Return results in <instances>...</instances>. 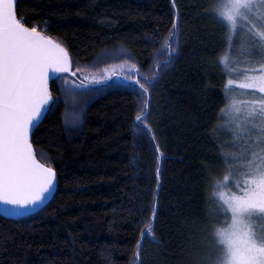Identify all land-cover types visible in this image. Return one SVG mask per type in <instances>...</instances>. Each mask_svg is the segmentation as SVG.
<instances>
[{
	"label": "trees",
	"instance_id": "1",
	"mask_svg": "<svg viewBox=\"0 0 264 264\" xmlns=\"http://www.w3.org/2000/svg\"><path fill=\"white\" fill-rule=\"evenodd\" d=\"M209 3L18 0L29 26L68 49L73 69L122 49L135 61L141 83L153 72L158 76L145 98L126 80L91 92L72 126L64 123L63 79L50 80L57 102L31 141L37 159L55 168L56 189L42 211L0 215V264H206L212 258L208 221L222 225L226 217L210 215L208 172L219 179L226 171L217 156L230 155L235 138L232 128H217L229 107L237 113L224 90L232 75L257 67L264 55L240 65L231 51L233 71H225L226 31L205 14ZM259 11L240 31L253 44L257 30L264 31ZM174 17L179 27L171 55L165 41ZM237 38L238 32L234 47ZM160 50L163 58L153 63ZM142 99L150 100L143 123L152 136L133 123ZM152 221V232L142 234Z\"/></svg>",
	"mask_w": 264,
	"mask_h": 264
},
{
	"label": "snow or ice",
	"instance_id": "2",
	"mask_svg": "<svg viewBox=\"0 0 264 264\" xmlns=\"http://www.w3.org/2000/svg\"><path fill=\"white\" fill-rule=\"evenodd\" d=\"M17 5L18 0H0V202L4 213L11 216H21L37 208L42 211L41 206L56 189L55 168L47 160L41 162L37 159L31 141L34 128L43 122V117L53 110V104L57 102L50 95V79L53 83L63 79L65 84L60 87L65 93L97 92L113 84V80L106 79L111 73L105 70V74L99 76H86L79 84L73 80L69 87L67 74L76 73L68 49L38 30L37 26H29ZM255 6L253 0H210L206 9L205 14L218 28L226 31L224 39L228 49L220 60L227 72L233 71L228 64L229 54L235 50L234 36L248 27L249 14ZM258 6L264 7V0H260ZM261 26L264 27V17H261ZM178 27V17H174L165 41L171 55H175L171 45L177 43ZM256 35L259 39L254 40V44L259 45L261 55H264V31L257 30ZM251 51H256V48L252 47ZM136 67L131 64L126 77L116 74L115 83L126 80L145 98L149 88L155 84L158 72H153V79H145L141 83L139 73L133 74ZM257 68L256 74L247 77L249 82L245 87L258 90L253 95H258L259 99L236 109L237 112L243 111L242 117L231 115V107L227 111L222 110L224 124L217 128L221 131L234 120H242L245 127L234 129L230 134L235 137L240 131L258 133L255 140L249 136L244 143L254 144L259 152L245 147L239 154L217 156V160L226 167L224 175L217 179L208 172V183L213 189L211 202L215 205L210 215L214 219L221 215L226 217L222 225L214 223L213 219H209L207 224L210 238L219 252L212 264H264V231L257 233L249 228L253 215L264 217V63L257 64ZM59 73L65 75L58 76ZM228 83L234 81L229 80ZM231 92L226 87L225 97ZM236 103L232 101L233 105ZM149 104L150 100L142 99L141 110L133 123L152 136L150 127L143 123L150 115ZM79 119V111H74L70 117L65 115L66 124L78 123ZM229 213L230 219H227ZM153 228L154 221L142 230V234H150ZM142 243V240L137 241L138 246Z\"/></svg>",
	"mask_w": 264,
	"mask_h": 264
},
{
	"label": "rangeland",
	"instance_id": "3",
	"mask_svg": "<svg viewBox=\"0 0 264 264\" xmlns=\"http://www.w3.org/2000/svg\"><path fill=\"white\" fill-rule=\"evenodd\" d=\"M254 5H257L253 8L252 12L249 14V20L254 19L255 15H259L261 12L260 9H264V7L258 6L260 4V0H253ZM253 15V16H251ZM253 25V23H252ZM240 26H238L239 28ZM250 28V27H249ZM252 29V28H251ZM239 40L238 45L234 47L235 50H233L234 53V61L238 64H246L249 65L251 63H255L256 59L261 58V49L259 47H256L253 42H250V40L245 37L240 31L238 32V38ZM252 47L256 48V51H251ZM165 50V49H164ZM160 50L158 54L154 55L152 58L153 63L158 59L163 58V51ZM232 53V54H233ZM251 55V56H250ZM264 63V62H263ZM131 64H135V61L122 49L110 53H102L94 62V64L91 67H83L82 69H79V71H76L77 69H73L75 71V75H72L70 73L69 77L67 78V85L71 87V82L73 80L77 81V84H79L80 81L84 80V78L90 77V76H99L101 74H105V70H107L108 73H111V75H107L106 79H111L115 81L116 74H120V76L126 77L129 72V66ZM259 71L257 67L253 69H246L244 73L242 74H234L230 77L229 80L234 81V83L229 84L227 82V88H230L232 90L231 94L229 95V101H237L236 104H231V106L236 107L233 108V113L236 111V109L240 108L242 109L247 102L253 100V99H259L258 95H253L254 92H257L258 90L251 89L245 87V85L249 82L247 77L256 74ZM139 73L138 68L136 67L135 70H133V74ZM228 80V81H229ZM91 83V81H89ZM63 85L65 84V81L63 80ZM92 96L91 92L87 93H80V92H74V93H65L64 95V102L66 103V109L64 114V123H65V115L68 114L70 117L71 114L74 111H79L80 117L84 111V108L87 104L88 98ZM235 117H242L244 115L242 112H237L232 114ZM66 126H72L74 124H66ZM230 128L234 129H243L245 127L244 123L240 119L234 120V122L228 126ZM258 133L256 132H245L240 131L232 140L231 147L232 153H241L245 147L251 149V151L259 152V149L253 145L251 147V143L245 145L244 141L248 139L249 136L252 137L253 140L256 139ZM235 145V146H233ZM263 147V146H262ZM230 154V155H231ZM250 155V153H249ZM227 183V182H226ZM234 183V181H233ZM231 187V185H229ZM235 190L234 188L232 189ZM219 191V190H218ZM230 217V213H229ZM230 219V218H229ZM249 228L254 232H261L264 231V217L259 216L258 214L253 215V217L249 221ZM211 259L206 260V264H212L214 260H216L217 256L219 255L218 249L216 245L213 243V249L211 250Z\"/></svg>",
	"mask_w": 264,
	"mask_h": 264
},
{
	"label": "water",
	"instance_id": "4",
	"mask_svg": "<svg viewBox=\"0 0 264 264\" xmlns=\"http://www.w3.org/2000/svg\"><path fill=\"white\" fill-rule=\"evenodd\" d=\"M60 74H63V73H59V74H57V75H60ZM68 74H69V73H68ZM50 80H51V79H50ZM52 194H53V193H52ZM52 194L49 195V198L44 202V205L50 200ZM44 205H42V206H44ZM42 206H41V207H42ZM38 209H39V208H37V209H35V210H33V211H30V212H28V213H25V214H23V215H21V216H11V215H6V214L4 213V211H3V204H2V202H0V215H1V216H4V217H9V218L24 217V216H27V215H29V214H31V213H34V212L37 211Z\"/></svg>",
	"mask_w": 264,
	"mask_h": 264
}]
</instances>
